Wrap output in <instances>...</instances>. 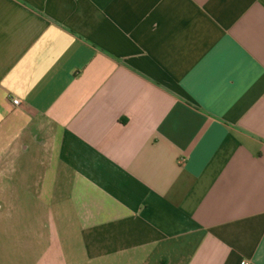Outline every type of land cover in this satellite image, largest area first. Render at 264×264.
<instances>
[{"label":"crops","instance_id":"obj_1","mask_svg":"<svg viewBox=\"0 0 264 264\" xmlns=\"http://www.w3.org/2000/svg\"><path fill=\"white\" fill-rule=\"evenodd\" d=\"M10 189L36 264H264V0H0Z\"/></svg>","mask_w":264,"mask_h":264},{"label":"rangeland","instance_id":"obj_2","mask_svg":"<svg viewBox=\"0 0 264 264\" xmlns=\"http://www.w3.org/2000/svg\"><path fill=\"white\" fill-rule=\"evenodd\" d=\"M12 193L11 199L5 195L0 200V264H36L39 248L33 245L34 200L27 194L23 197L21 191L10 189Z\"/></svg>","mask_w":264,"mask_h":264},{"label":"built area","instance_id":"obj_3","mask_svg":"<svg viewBox=\"0 0 264 264\" xmlns=\"http://www.w3.org/2000/svg\"><path fill=\"white\" fill-rule=\"evenodd\" d=\"M13 105H15V106L20 105V101H19L18 99H13ZM241 262H242V261H241ZM240 264H252V263H250V262L247 261V260H243V262L240 263Z\"/></svg>","mask_w":264,"mask_h":264}]
</instances>
